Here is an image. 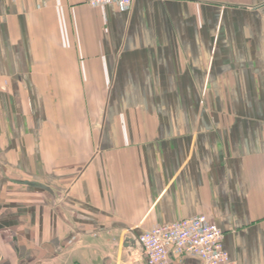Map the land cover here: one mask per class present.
Instances as JSON below:
<instances>
[{
  "label": "crops",
  "instance_id": "obj_1",
  "mask_svg": "<svg viewBox=\"0 0 264 264\" xmlns=\"http://www.w3.org/2000/svg\"><path fill=\"white\" fill-rule=\"evenodd\" d=\"M199 214L264 264V0H0V264H140Z\"/></svg>",
  "mask_w": 264,
  "mask_h": 264
},
{
  "label": "built area",
  "instance_id": "obj_2",
  "mask_svg": "<svg viewBox=\"0 0 264 264\" xmlns=\"http://www.w3.org/2000/svg\"><path fill=\"white\" fill-rule=\"evenodd\" d=\"M134 0H88L92 7L119 4L131 7ZM224 231L207 215L160 225L139 236L143 260L140 264H168L171 256L190 255L202 264H235L224 246Z\"/></svg>",
  "mask_w": 264,
  "mask_h": 264
}]
</instances>
